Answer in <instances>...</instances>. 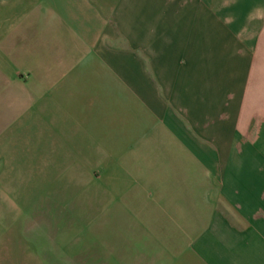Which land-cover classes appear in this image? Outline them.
<instances>
[{
    "label": "crops",
    "instance_id": "crops-1",
    "mask_svg": "<svg viewBox=\"0 0 264 264\" xmlns=\"http://www.w3.org/2000/svg\"><path fill=\"white\" fill-rule=\"evenodd\" d=\"M7 136L105 181L100 264H264V0H0Z\"/></svg>",
    "mask_w": 264,
    "mask_h": 264
},
{
    "label": "rangeland",
    "instance_id": "rangeland-1",
    "mask_svg": "<svg viewBox=\"0 0 264 264\" xmlns=\"http://www.w3.org/2000/svg\"><path fill=\"white\" fill-rule=\"evenodd\" d=\"M7 138H0V264H100V184L105 181L68 180L75 185L66 194L32 195L39 181L35 173H41L31 162L33 148ZM40 199L44 203L36 207L47 209L33 208ZM49 255L58 257H41Z\"/></svg>",
    "mask_w": 264,
    "mask_h": 264
}]
</instances>
